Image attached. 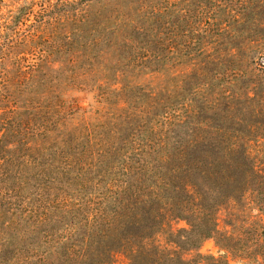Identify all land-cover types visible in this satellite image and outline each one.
<instances>
[{
	"label": "trees",
	"instance_id": "16d2710c",
	"mask_svg": "<svg viewBox=\"0 0 264 264\" xmlns=\"http://www.w3.org/2000/svg\"><path fill=\"white\" fill-rule=\"evenodd\" d=\"M14 4L1 40L49 41V108L78 109L55 92L64 77L115 115L99 144L53 151L42 211L22 216L0 165V264H187L246 200L247 264H264V0Z\"/></svg>",
	"mask_w": 264,
	"mask_h": 264
},
{
	"label": "rangeland",
	"instance_id": "374dc122",
	"mask_svg": "<svg viewBox=\"0 0 264 264\" xmlns=\"http://www.w3.org/2000/svg\"><path fill=\"white\" fill-rule=\"evenodd\" d=\"M14 5V0H0V33L2 26L9 23ZM29 31L23 28L21 36ZM46 36L49 40V31ZM35 41L28 39L26 45L14 47L1 40L0 35V165L1 172L9 176V185L16 186L22 216L49 207V157L53 151L64 143L77 145L81 150L88 139L99 144V137L110 129L104 123L115 115L108 106L99 105L93 93L80 88L84 81L70 82L64 77L55 92L61 102L73 103L78 109L75 113L64 109L58 113L49 108V41ZM42 54L48 56L44 62L39 59ZM98 80L102 81L99 75L95 78ZM56 130L66 138L52 142ZM74 149H67L68 154L73 155ZM91 158L92 155L86 162H92ZM252 210L247 200L221 210L217 217L221 229L228 234L204 242L198 250L179 253L186 261L191 260L187 264H247L248 249L260 228L255 223L259 220L255 218L257 211ZM173 226L180 229L187 224L182 221ZM161 243L167 246L165 238H161ZM113 263L129 264V259L118 252Z\"/></svg>",
	"mask_w": 264,
	"mask_h": 264
}]
</instances>
